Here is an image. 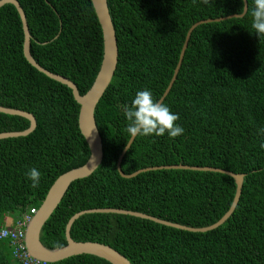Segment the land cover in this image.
I'll use <instances>...</instances> for the list:
<instances>
[{
	"label": "trees",
	"instance_id": "obj_1",
	"mask_svg": "<svg viewBox=\"0 0 264 264\" xmlns=\"http://www.w3.org/2000/svg\"><path fill=\"white\" fill-rule=\"evenodd\" d=\"M32 35L31 53L45 69L73 81L81 95L100 70L104 42L91 0H18ZM119 61L95 112L104 159L89 178L74 182L42 229L49 249L67 245L68 221L93 209L147 214L191 228L217 223L231 208L236 183L226 175L160 170L132 179L118 160L130 135L124 106L138 90L159 101L167 90L190 28L201 21L242 14L243 0H108ZM251 7V0H248ZM252 17L199 26L189 41L178 78L164 101L184 132L170 138L137 136L123 162L126 175L141 169L186 165L245 175L232 217L219 228L193 233L118 214H87L75 222L76 242H97L132 264H264V37ZM17 9H0V106L37 119L27 137L0 140V233L26 229L54 182L83 166L90 150L72 91L33 68L24 56ZM31 123L0 113V134ZM40 172L33 188L26 177ZM0 264H24L12 237H0ZM49 264V263H39ZM53 264H110L81 255Z\"/></svg>",
	"mask_w": 264,
	"mask_h": 264
},
{
	"label": "water",
	"instance_id": "obj_2",
	"mask_svg": "<svg viewBox=\"0 0 264 264\" xmlns=\"http://www.w3.org/2000/svg\"><path fill=\"white\" fill-rule=\"evenodd\" d=\"M91 2L102 29L104 53H103V60L100 70L96 76V79L92 87L85 95H81L77 85L73 81H71L69 78L65 76L55 74L45 69L32 56L31 53L32 35L29 29V24L27 21L25 11L23 10L19 1L0 0V9H2L5 5L11 4L17 9L19 13V16L22 21L23 32H24L23 50L27 62L40 73L44 74L51 80L68 87L72 91L75 101L80 106V114L78 120L79 129L85 141L87 142V145L90 150V157L83 166L79 168H75L61 175L54 182L40 208L37 210V212L34 215L30 217L28 225L25 229L24 241L26 242L27 251L30 254V256L35 260L46 262L49 264L57 263L69 259L71 257L81 256V255L94 256L103 259L109 262L110 264H132L124 255H122L117 250H115L114 248L108 245H104L102 243H97V242H76L75 240H73L71 236V230L73 225L77 220H79L81 217L87 214H118V215L132 216L143 220H149L166 227L175 228L178 230L188 231L193 233H206L215 230L220 226H222L224 223H226L227 220L230 217H232V215L234 214L242 196L244 180H245V175L243 174H235L227 170L213 168V167H196V166H186V165L151 167V168L141 169L130 175H126L122 170V162L127 152L130 150V148L132 147L133 143L137 138L134 137L129 140L127 146L123 150L118 160L117 170L122 178L132 179L143 173L160 171V170H185V171H195V172L219 173L222 175H226L228 177H231L236 183V194L229 211L217 223L209 227L197 229V228H191L180 224L172 223L169 221H165L139 212L119 210V209L86 210L75 214L68 221L65 231V237L67 242V245L65 247L58 249H49L42 243L41 241L42 229L47 223V221L50 219L52 214L56 211L58 206L61 204L70 186L76 181L83 180L92 176L94 172L101 166L104 159L103 139L97 127L95 112L98 104L100 103L101 99L103 98L106 91L110 87L113 78L115 76L119 61V48H118L117 33L110 14L108 0H91ZM246 2L247 0H243L244 5ZM245 16L246 15L244 13L239 15L234 14L228 17L219 18L215 20L209 19L194 24L190 28L186 36L179 57V62L174 71V75L170 81V84L167 90L165 91L163 97L159 100V102L164 103L165 99L172 90L180 73V69L182 67L191 36L198 27L214 22H222L230 19L244 18ZM0 113L10 116L22 117L27 119L31 123L30 127L25 131L0 134V140L27 137L32 133H34L35 130L37 129V125H38L37 119L31 113L17 109L5 108L2 106H0Z\"/></svg>",
	"mask_w": 264,
	"mask_h": 264
},
{
	"label": "clouds",
	"instance_id": "obj_3",
	"mask_svg": "<svg viewBox=\"0 0 264 264\" xmlns=\"http://www.w3.org/2000/svg\"><path fill=\"white\" fill-rule=\"evenodd\" d=\"M204 2L208 3V0ZM241 12L245 15L250 13L252 29L260 37H264V0H251V7L247 0ZM124 115L128 121L125 131L131 138L153 134L163 136L166 132L170 138H176L184 132L183 127L176 123L179 115L174 114L166 104L154 100L151 90L148 89L136 92L131 105L124 106ZM260 131L264 132V129ZM261 147H264V144ZM25 175L32 181L33 188L39 185L41 174L37 168L29 169Z\"/></svg>",
	"mask_w": 264,
	"mask_h": 264
},
{
	"label": "built area",
	"instance_id": "obj_4",
	"mask_svg": "<svg viewBox=\"0 0 264 264\" xmlns=\"http://www.w3.org/2000/svg\"><path fill=\"white\" fill-rule=\"evenodd\" d=\"M37 210H32V215H34ZM31 217V216H30ZM29 217V220H30ZM25 229H16V230H3L0 233L1 238L12 237L17 244L19 250L21 251L22 257L24 259V264H39L41 262L33 259L27 251L26 242L24 241Z\"/></svg>",
	"mask_w": 264,
	"mask_h": 264
}]
</instances>
